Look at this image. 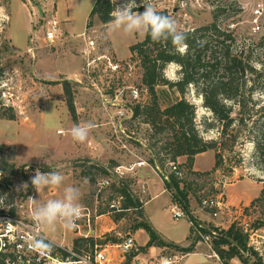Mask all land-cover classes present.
<instances>
[{
	"label": "rangeland",
	"instance_id": "obj_1",
	"mask_svg": "<svg viewBox=\"0 0 264 264\" xmlns=\"http://www.w3.org/2000/svg\"><path fill=\"white\" fill-rule=\"evenodd\" d=\"M94 2L0 0V102L12 107L16 115L13 120L0 118V145H3L0 157L18 171L12 177L14 200L22 204L25 202L24 199L20 201L18 196L28 190V177L37 169L43 172L58 171L65 177L64 182L59 187L50 186L39 193L34 190L32 199L37 200V205L32 201L33 209L50 199H62L66 187H76L81 194L79 203L89 207L93 214H100L92 225L91 234L99 235L102 240L118 239L132 233L137 242L142 243L149 237L145 229L138 228L143 220L167 242L185 243L194 238L192 244L198 254L189 255L186 263L218 264L215 258L207 256L212 250L204 243H198L187 219H174L171 216L169 206L172 190L167 188L159 173L147 161V146L151 143L148 126L140 119L130 122L128 130L131 138L123 140V147L114 136L112 126L106 123L108 118L101 108L98 90L110 88L112 93L123 89L125 101L130 104L127 94L129 86L144 87L141 66L131 56L130 46L142 40L145 34L125 36L121 31H111L109 23L102 24L96 18L88 26L89 12ZM149 2L157 11L167 10L168 15L177 22L178 31L192 30L210 23L213 5L217 2L233 3L227 11L229 16L224 17L220 25L233 32L237 38L236 45L244 46L245 50L252 49V63L256 68H264V0ZM123 3L125 0H116L115 7ZM136 3L140 6L133 11L142 13V0H136ZM37 7L44 9V15L37 12ZM256 8L259 11L254 13ZM47 20L57 23L58 29L52 42L44 37ZM231 24L233 27H230ZM83 31L84 38L81 36ZM90 40L92 45L88 43ZM259 42L262 44L259 45ZM100 54L122 60L119 71L110 73L104 70L106 61L103 57L88 66L87 61ZM87 69L89 74L86 73ZM162 72L164 78L170 81L181 78L180 65L175 62L166 64ZM249 76L247 74L245 77ZM63 80L71 85L74 117L67 107ZM251 84V79L247 80L241 89L246 93L244 98L248 109L243 122H235L225 134H222L221 123L213 112L203 104L201 91L206 86L203 78L189 84L184 95L186 100L195 105V124L200 135L217 142L221 163L214 170L215 150L204 151L195 158L194 166L202 170L199 172L207 174L196 175L189 171L185 158H177L183 171L180 186L187 191V207L192 211L194 222L204 230H215L217 235H221L232 222L246 220L251 226L260 220L263 225L255 231L264 237V198L251 205L264 186V147L259 150L252 141L264 130L261 120H258L264 116V92L255 83L251 94H248ZM157 92L161 106L180 96L175 87L166 85H159ZM144 94L141 91L142 97ZM223 102L233 104L229 99H223ZM89 121L95 124V128L90 131L87 140L84 143L75 141L70 134L72 127ZM220 143H225L227 147L221 148ZM139 159L145 161L143 165L146 170L138 169L136 165L116 177L98 169L102 165L112 167ZM102 178H108L109 184L98 189L95 182ZM121 183L142 203L141 209L111 210L109 204L113 199L121 208L122 199L115 190ZM204 196L221 200L222 206L216 217L199 205L200 197ZM139 210L141 214H138ZM43 229L56 241L70 243L76 237L59 223L55 230L44 226ZM257 239L260 243L264 240L256 235L252 238L249 236L248 245L254 247L253 241ZM167 244L157 246L154 253H150L145 246L141 248L147 255L165 257L177 253L181 256V264L187 252L183 247ZM257 254L260 259L246 250L240 251V257L230 262L264 264L262 255L259 252Z\"/></svg>",
	"mask_w": 264,
	"mask_h": 264
},
{
	"label": "trees",
	"instance_id": "obj_2",
	"mask_svg": "<svg viewBox=\"0 0 264 264\" xmlns=\"http://www.w3.org/2000/svg\"><path fill=\"white\" fill-rule=\"evenodd\" d=\"M232 4L217 2L213 5L210 23L192 30L181 31L187 37L185 41L187 48L183 52L177 50L170 40L153 42L147 34L142 40L130 46L131 56L138 60L141 66V82L149 96L144 104L133 106L132 117L134 121L140 119L148 126L151 143L149 142L147 146L149 151L147 161L157 172L168 160L176 161L178 157L185 156L189 171H193V174L196 175H206L207 172L194 171L191 166L195 155L207 150H215L214 170L220 166L221 159L220 152L216 148L217 142L204 139L200 135L195 124V105L184 97L189 84L196 83L199 78H203L206 83L201 91L203 104L213 112L215 118L221 123L222 134H225L226 130L230 129L235 122H243L244 114L248 109L244 98L246 93L241 89L246 85L247 80L251 79L252 83L248 94H251L255 83H258L264 92V68H256L253 65L252 49L245 50L244 46L236 45L237 38L233 32L220 25L224 17L229 16L227 11L229 7L233 6ZM114 8L115 5L111 0H95L89 12L88 26L91 25L93 18L102 24H108L112 19L110 13ZM158 12L168 15L165 9L158 10ZM258 44L260 45L262 42ZM170 62L180 65L181 78L179 80L170 81L164 78L162 71L165 65ZM245 73L250 76L245 77L247 76ZM159 85L175 87L180 96L161 106L157 92ZM63 92L69 112L74 117L73 93L70 82L67 80H63ZM223 99H229L233 104H226ZM0 118L13 120L16 115L12 107L4 106L0 102ZM259 119L264 127V116ZM156 137L160 138L156 139ZM152 138L155 140L153 141ZM252 141L257 149L262 150L264 130L261 131L260 136L252 138ZM220 144L223 149L227 147L225 143ZM2 147L3 145H0V153ZM261 152L263 153V151ZM0 158V166L8 171L9 175L18 173L12 164H8L6 160ZM112 167L102 165L98 169L109 174V169ZM7 179L8 177L3 180L4 184H0L2 189L8 183ZM181 179L183 178L169 174V179L164 180V183L187 204V191L185 187L180 186ZM115 190L121 196V208L141 209L142 203L127 191L125 184L121 183ZM259 194L251 201V205L264 198V186L261 187ZM201 198L203 197H200V200ZM138 214H141V210L138 211ZM141 221L138 228L145 229L149 234L145 247L168 245L148 224ZM262 225L263 221L257 220L251 225V229L254 231ZM248 237V232L244 231L238 222H232L221 235L213 238L212 248L224 264H231L230 261L233 258H239L240 251L244 250L257 259L259 258L258 252L248 245ZM111 240L116 241L117 239L114 237ZM183 250L189 252L190 248H183Z\"/></svg>",
	"mask_w": 264,
	"mask_h": 264
},
{
	"label": "built area",
	"instance_id": "obj_3",
	"mask_svg": "<svg viewBox=\"0 0 264 264\" xmlns=\"http://www.w3.org/2000/svg\"><path fill=\"white\" fill-rule=\"evenodd\" d=\"M49 1V0H43ZM39 13V8H36ZM259 11L258 8L254 10V13ZM40 14L44 15V9L41 7ZM230 27H233L231 24ZM57 23L55 20L46 21V29L44 31V37L48 42H52L56 36ZM84 31L81 36L84 35ZM84 38V36H83ZM89 45H92L90 40ZM85 53V52H84ZM105 59L106 65L104 70H109L110 73L118 72L121 67V61L115 60L105 54L97 55L95 58L88 60V66L96 59ZM128 63H126L127 65ZM89 74V70H86ZM128 98L130 104L125 101V93L123 89H118L115 92H110L109 89L98 90L100 95V104L103 112L105 113L108 121L113 128L114 136L117 141L125 147L124 139L131 138V134L128 130V124L133 122V106L135 104H144L147 97V89L145 87L138 88L129 86ZM141 91L145 94L142 97ZM132 102V103H131ZM128 121V122H127ZM145 163L144 160L139 159L137 162H131L128 164H116L109 169L110 173L114 176H121L124 171L133 169L136 165L141 166ZM43 172V171H42ZM159 176L161 180H168L169 174H173L174 177L182 178L183 171L177 161L168 160L164 169H159ZM35 171L28 177V190L18 197L20 201L22 199L25 202H16L14 200L15 194L12 191L14 175H9L8 171L0 166V184H4L3 181L8 177L6 186L4 189L0 187V264H62L63 261L70 258V253L74 254L71 258L76 259L75 255H79L91 261V264H180L181 256L177 253L169 256L147 255L143 252L142 246L138 245L135 238L131 233H127L121 238L113 240H102L99 235L91 234L92 225L100 214H93L89 207L83 206V213L81 218L76 222V228L71 230V233L76 237L71 240L70 243L65 241H56L45 233L43 226H37L32 220V197L35 188L31 184V177L34 176ZM98 189H102L109 184L108 178H102L95 182ZM172 201L169 206V211L174 219H180L185 217L194 231V235L198 238V243H204L212 253H208V257L215 258L218 264H224L219 256L212 248V240L217 233L215 230H204L200 224H196L193 220L192 211H190L187 204L171 191ZM25 197V198H24ZM121 197V196H120ZM27 204L26 207L25 204ZM199 205L206 209L212 217H216L222 206L221 200L217 197H203L201 198ZM19 206L21 208H19ZM111 210L120 211V208L116 205L113 199L109 204ZM242 229L248 232L250 238L253 235L264 239L262 235L256 234V231L251 229V226L246 220L238 222ZM48 236L51 240L55 241L56 247L51 253L40 255L28 247V241L37 233ZM254 249L257 250L264 258V240L253 241Z\"/></svg>",
	"mask_w": 264,
	"mask_h": 264
},
{
	"label": "clouds",
	"instance_id": "obj_4",
	"mask_svg": "<svg viewBox=\"0 0 264 264\" xmlns=\"http://www.w3.org/2000/svg\"><path fill=\"white\" fill-rule=\"evenodd\" d=\"M115 5L116 0H111ZM144 11L134 12L133 9L139 7L136 0H125V3L117 5L110 13L112 19L108 22L111 31H121L125 36L134 34H147L153 42L171 41L177 50L183 52L187 48L185 43L186 34L178 31L177 22L168 15L158 12L149 0H142ZM95 128L91 121L83 125H75L71 129L72 138L80 143H84L89 133ZM65 177L58 171L42 172L35 171L31 177V184L39 193L47 187H59L64 182ZM81 194L78 188L68 186L64 189L62 199H50L44 204L35 206L32 212V220L37 226H44L55 230L56 225L67 231L76 228V222L81 218L84 211L79 203ZM32 199V198H31ZM37 205V200L32 199ZM3 202V200H0ZM30 250L45 255L51 253L56 247L55 241L48 236L42 235L39 231L28 241ZM70 258L62 264H91V261L82 256L75 255L76 259Z\"/></svg>",
	"mask_w": 264,
	"mask_h": 264
},
{
	"label": "crops",
	"instance_id": "obj_5",
	"mask_svg": "<svg viewBox=\"0 0 264 264\" xmlns=\"http://www.w3.org/2000/svg\"><path fill=\"white\" fill-rule=\"evenodd\" d=\"M39 8V13H41L40 12V9H41V7H38ZM105 124V123H104ZM203 152H201V153H198V154H202ZM198 154L197 155H195V157H194V159H193V162H192V166H191V169L192 170H194V171H202V170H199L198 168H196L195 166H194V161H195V158L198 156ZM179 158H185L186 159V157L185 156H180V157H178V159ZM150 167L153 169V167L150 165ZM138 169H145L144 168V165L142 166H138ZM146 170V169H145ZM140 231H142V230H140ZM132 234V233H131ZM134 237V236H133ZM52 238V237H51ZM135 238V237H134ZM148 238L149 237H147L142 243H138L137 242V240H136V238H135V241H136V243L138 244V245H140V246H144L145 244H146V242L148 241ZM54 239V238H53ZM164 242H166V243H173V244H175V245H178V246H180V247H183V248H190V251L189 252H187L186 253V255L184 256V258H183V264H191V262H193V261H190V262H188V263H186V259H187V257L189 256V255H195V254H198V252H196L195 250H194V245L192 244V242L194 241V238H191L190 240H188L187 242H185V243H180V242H177V241H172V242H167L164 238H161ZM196 244H197V242H196ZM198 245V244H197ZM148 248V251L150 252V253H154L155 251H156V248H157V246H150V247H147ZM195 248H197L196 247V245H195ZM150 255H153V254H150ZM197 260H195V262H196ZM181 263V264H182Z\"/></svg>",
	"mask_w": 264,
	"mask_h": 264
}]
</instances>
